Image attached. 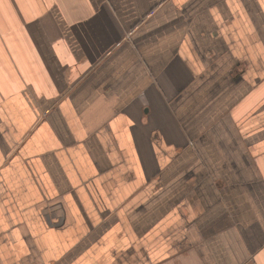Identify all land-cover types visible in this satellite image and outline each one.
Listing matches in <instances>:
<instances>
[{
    "label": "crops",
    "instance_id": "obj_1",
    "mask_svg": "<svg viewBox=\"0 0 264 264\" xmlns=\"http://www.w3.org/2000/svg\"><path fill=\"white\" fill-rule=\"evenodd\" d=\"M0 264H264V0H0Z\"/></svg>",
    "mask_w": 264,
    "mask_h": 264
}]
</instances>
